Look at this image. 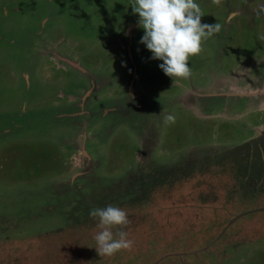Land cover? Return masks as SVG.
Instances as JSON below:
<instances>
[{
    "label": "rangeland",
    "instance_id": "374dc122",
    "mask_svg": "<svg viewBox=\"0 0 264 264\" xmlns=\"http://www.w3.org/2000/svg\"><path fill=\"white\" fill-rule=\"evenodd\" d=\"M129 2L0 0V264H264V0H195L221 27L175 82Z\"/></svg>",
    "mask_w": 264,
    "mask_h": 264
},
{
    "label": "clouds",
    "instance_id": "9594fccd",
    "mask_svg": "<svg viewBox=\"0 0 264 264\" xmlns=\"http://www.w3.org/2000/svg\"><path fill=\"white\" fill-rule=\"evenodd\" d=\"M211 2L219 6L221 0ZM129 4L133 14L139 16L138 26L144 30L140 43L152 53L151 58L163 61L160 69L174 82L188 79L190 57L198 55L203 42L218 33L221 26L202 24L204 13L195 0H130ZM259 11L264 12V5ZM174 122L173 115L164 116V124ZM90 216L98 220L99 231L94 239L100 257H111L132 248L134 242L123 230L128 224V215L123 209L109 205L91 210ZM113 229L117 231L114 233Z\"/></svg>",
    "mask_w": 264,
    "mask_h": 264
}]
</instances>
